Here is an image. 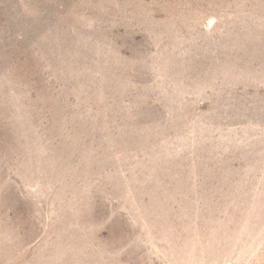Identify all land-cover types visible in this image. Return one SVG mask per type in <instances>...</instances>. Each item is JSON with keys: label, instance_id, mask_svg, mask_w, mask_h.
Wrapping results in <instances>:
<instances>
[{"label": "rangeland", "instance_id": "obj_1", "mask_svg": "<svg viewBox=\"0 0 264 264\" xmlns=\"http://www.w3.org/2000/svg\"><path fill=\"white\" fill-rule=\"evenodd\" d=\"M0 264H264V0H0Z\"/></svg>", "mask_w": 264, "mask_h": 264}]
</instances>
